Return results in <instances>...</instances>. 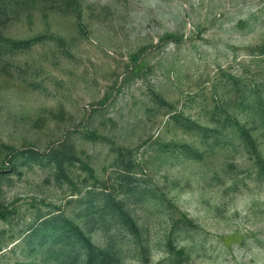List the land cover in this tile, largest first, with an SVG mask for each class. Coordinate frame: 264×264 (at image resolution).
Masks as SVG:
<instances>
[{
    "label": "rangeland",
    "instance_id": "374dc122",
    "mask_svg": "<svg viewBox=\"0 0 264 264\" xmlns=\"http://www.w3.org/2000/svg\"><path fill=\"white\" fill-rule=\"evenodd\" d=\"M0 35H43L0 48V264H264V0H0Z\"/></svg>",
    "mask_w": 264,
    "mask_h": 264
},
{
    "label": "trees",
    "instance_id": "16d2710c",
    "mask_svg": "<svg viewBox=\"0 0 264 264\" xmlns=\"http://www.w3.org/2000/svg\"><path fill=\"white\" fill-rule=\"evenodd\" d=\"M43 35H37L35 37L31 38H11L7 36L0 35V48L1 50L7 49L11 50L13 48H18L22 46H28L31 44V42L41 39ZM237 124L238 121H235ZM129 219L130 216L124 212ZM131 221H133L131 219ZM90 251H89V256H88V261L87 264H97L99 258L100 262L98 264H118V260L116 259L117 257L113 254H109L108 256L103 254V250L95 247L92 243H90Z\"/></svg>",
    "mask_w": 264,
    "mask_h": 264
}]
</instances>
